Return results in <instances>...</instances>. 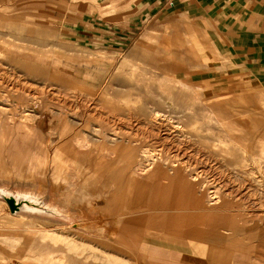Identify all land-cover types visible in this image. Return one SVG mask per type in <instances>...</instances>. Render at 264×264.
<instances>
[{
    "label": "rangeland",
    "instance_id": "1",
    "mask_svg": "<svg viewBox=\"0 0 264 264\" xmlns=\"http://www.w3.org/2000/svg\"><path fill=\"white\" fill-rule=\"evenodd\" d=\"M31 1L0 0V264H114L116 243L125 241L120 221L148 211L152 187L164 185H149L157 170L180 175L206 206L226 203L229 221L245 225L236 237L250 246L240 250L241 264H264V158L255 160L245 141L264 146V87L242 68L227 71L208 41L216 26L176 10L174 27L132 42L93 92L47 80L39 68L41 76L30 75L25 57L51 53L55 34L57 49H70L68 22L78 12L87 21L119 10L96 0L44 9ZM164 58L170 64L158 62ZM6 122L10 130L25 124L29 139L10 141ZM92 222L100 232L89 230Z\"/></svg>",
    "mask_w": 264,
    "mask_h": 264
},
{
    "label": "crops",
    "instance_id": "2",
    "mask_svg": "<svg viewBox=\"0 0 264 264\" xmlns=\"http://www.w3.org/2000/svg\"><path fill=\"white\" fill-rule=\"evenodd\" d=\"M96 1L104 9L110 5L119 12L97 15L87 21L79 12L70 17L68 45L71 48L57 49L61 38L55 34L50 42L51 53L39 48L25 57L30 75L41 76V72L34 70L39 68L47 75V80H60L67 86H82L96 92L109 81L119 62L118 67H121L122 56L132 42L146 33H160V25L174 27L172 17L176 10H182L186 14L194 11L197 16L204 15L208 25L216 26L208 30V41L228 60L227 71L240 73L242 68L264 87V0H118L116 4L112 0ZM31 3L36 9H44L48 3L52 7L75 8L72 0H32ZM167 34L168 39L174 38L173 32ZM24 127L25 124H20L9 130L10 141L15 138L25 143L29 138L22 133ZM0 159L3 162L0 163L1 177L6 175V163L3 157ZM161 179L151 177L153 182L149 185H164L152 187L148 211H139L130 222L128 218L119 220V233L125 241H116L119 255L114 257L118 263L241 264V251L250 246L236 239L245 225L242 226L236 216L229 221L225 212L230 209L209 210L205 208L204 196L190 185H183L181 178L164 179L167 182ZM177 182H181L180 186ZM89 189L92 188L89 186ZM137 205L142 207L141 203ZM98 228L97 222L89 224L92 232H100Z\"/></svg>",
    "mask_w": 264,
    "mask_h": 264
},
{
    "label": "bare ground",
    "instance_id": "3",
    "mask_svg": "<svg viewBox=\"0 0 264 264\" xmlns=\"http://www.w3.org/2000/svg\"><path fill=\"white\" fill-rule=\"evenodd\" d=\"M145 40H149V36H148V34H145V38H144ZM18 40V39H17ZM23 49V48H22ZM190 51L188 50V53H189ZM165 60H168V58H164V59H158V62L160 63V62H163V63H169L170 64V62H168V61H165ZM186 60V59H185ZM189 68V67H188ZM188 71V70H187ZM168 72H170L169 70H168ZM163 74V73H162ZM165 75V74H164ZM52 91V90H51ZM37 105V104H36ZM3 108V107H2ZM242 109H243V107H241ZM241 108H238V110L239 109H241ZM245 108V107H244ZM1 110V109H0ZM4 110H5V108H4ZM236 110V114H237V108L235 109ZM244 110H246V109H244ZM154 111H156L155 109H154ZM240 111V110H239ZM248 111V110H247ZM159 113V112H158ZM158 113H155V114H158ZM240 114H241V116H242V113H241V111H240ZM31 115V114H30ZM159 115V114H158ZM157 115V116H158ZM6 116H7V114H6ZM234 116H235V114H234ZM244 116V115H243ZM238 117V116H237ZM24 120V119H23ZM157 120V119H156ZM9 121V120H8ZM224 123V122H223ZM234 123L235 124H237L238 126H241V127H244L245 126V124H244V122H241V121H234ZM72 124V122L70 123V125ZM88 124V123H87ZM6 127L8 126L7 125V122H6ZM248 125H250V124H248ZM109 126V125H108ZM223 126H225V125H223ZM232 127H234V126H232ZM131 128H132V126H131ZM235 129V128H234ZM9 130L10 129H8V127L6 128V131H7V133L9 132ZM12 130H13V128H12ZM240 133H244V130L242 131V129H240V130H238ZM130 132V131H129ZM14 133V132H13ZM248 136V135H247ZM263 138H264V136H262ZM102 138V137H101ZM103 138H104V136H103ZM246 138V137H245ZM256 138H258V137H256ZM262 139V138H261ZM130 141H131V139H130ZM140 141V140H139ZM245 141L249 144V145H247L248 146V150H247V152L248 153H251L252 155L251 156H259L261 159H263L264 158V146L263 145H261V147H256L257 146V144H255V142L254 141H252V139H250V138H246L245 139ZM256 141V140H255ZM261 141V140H260ZM88 142V141H87ZM259 142V141H258ZM88 144V143H87ZM139 146V145H138ZM140 147V146H139ZM257 148H260V151H259V149H257ZM245 150V149H244ZM260 153V155H258ZM186 155V154H185ZM250 155V154H249ZM253 158V157H252ZM138 159V158H137ZM146 159V158H145ZM259 159V158H258ZM255 160H256V157H255ZM148 162V161H147ZM151 162H153V161H151ZM237 162V161H236ZM242 162V161H241ZM249 162V161H248ZM253 162V161H252ZM264 162V161H263ZM165 163H167V162H165ZM186 163H187V161H186ZM226 163V162H225ZM242 164V163H241ZM254 164V163H253ZM256 164V163H255ZM130 165V164H129ZM135 165V164H134ZM228 165V164H227ZM250 165V164H249ZM145 166V165H144ZM162 166V165H161ZM166 166V165H165ZM238 166V165H237ZM240 166V165H239ZM242 166V165H241ZM247 166V165H246ZM245 166V167H246ZM150 167V166H149ZM178 167V166H177ZM176 167V168H177ZM234 167V166H233ZM232 167V168H233ZM243 167V166H242ZM250 167V166H249ZM253 167V166H252ZM251 167V168H252ZM257 167V166H256ZM145 168V167H144ZM156 168V167H155ZM160 168V167H159ZM171 168V167H170ZM182 168V167H181ZM235 168V167H234ZM241 168V167H240ZM157 169V168H156ZM166 169V168H165ZM229 169V168H228ZM236 169V168H235ZM243 169H244V167H243ZM255 169V168H254ZM147 170V169H146ZM183 170V169H182ZM249 170V169H248ZM253 170V169H252ZM252 170H250V171H252ZM180 171V170H179ZM164 173V172H163ZM168 173H171V172H168ZM247 173V172H246ZM250 173V172H249ZM254 173V172H253ZM153 174V173H152ZM157 174L158 175H161L162 174V172L161 171H159V170H157V171H155L154 172V176H155V178L156 177H161V178H163V179H169L170 177H164V176H157ZM165 174V173H164ZM244 174H245V172H244ZM166 175V174H165ZM170 175V174H169ZM249 175H251V174H249ZM178 176V175H177ZM247 176V175H246ZM254 177V176H253ZM174 178H176V177H173L172 179H174ZM179 178H180V175H179ZM183 178H186V177H183ZM244 178V177H243ZM250 178V177H249ZM248 178V179H249ZM251 178H252V176H251ZM151 179V178H150ZM187 179V178H186ZM186 179L184 180V181H186ZM247 179V178H246ZM158 180V179H157ZM170 180V179H169ZM245 180V179H244ZM244 180H243V182H244ZM250 180H252V179H250ZM254 180V179H253ZM174 181V180H173ZM181 181H182V178H181ZM188 181V180H187ZM249 181V180H248ZM258 181V180H257ZM155 182H157L156 180H155ZM250 182V181H249ZM248 182V183H249ZM252 182V181H251ZM130 183V182H129ZM179 182H177V184H178ZM181 183V182H180ZM179 183V184H180ZM188 183V182H187ZM242 183V182H241ZM255 183V182H254ZM178 184V185H179ZM191 184H193V182L191 183ZM253 184V183H252ZM154 185H155V183H154ZM182 185V184H181ZM183 185H184V182H183ZM186 185H189V184H186ZM176 186V185H175ZM180 186V185H179ZM194 187V186H193ZM176 188H177V186H176ZM175 188V189H176ZM183 188V187H182ZM191 188H192V185H191ZM190 188V189H191ZM169 189V188H168ZM142 190V189H141ZM177 190V189H176ZM193 190V189H192ZM191 190V191H192ZM198 190V189H197ZM1 191V190H0ZM190 191V192H191ZM155 192V191H154ZM179 192V191H178ZM184 193V192H183ZM182 193V194H183ZM179 194V197L181 196V191H180V193H178ZM11 198V197H10ZM181 198H182V196H181ZM217 198L216 197H213L212 198V200H216ZM5 200V199H4ZM218 203V201L216 202V201H213L210 205H215V204H217ZM224 205H222L221 207H211L210 205L209 206H205V208H207V209H209V210H217V209H221V208H226V206H227V204L226 203H223ZM28 205V204H27ZM12 206V205H11ZM15 206V205H14ZM20 208V207H19ZM12 217V216H11ZM58 238H60V237H58L57 235H53V236H51V239L52 240H54V241H58ZM62 241V240H61ZM65 241H67V239L65 240ZM68 242H70V241H68ZM68 242H66V243H68ZM62 243H63V241H62ZM65 243V244H66ZM72 243V242H71ZM68 245V244H67ZM66 245V246H67ZM71 245V244H70ZM70 247V246H69ZM73 248V247H72ZM71 248V249H72ZM77 248H79L78 247V245H77ZM71 249H69V250H71ZM75 249V248H74ZM73 250V249H72ZM71 250V251H72ZM84 250V249H83ZM85 251V250H84ZM79 252V251H78ZM66 253V252H65ZM80 253V252H79ZM62 258V257H61ZM61 260V259H60ZM114 264H118V262L116 261V262H114Z\"/></svg>",
    "mask_w": 264,
    "mask_h": 264
}]
</instances>
